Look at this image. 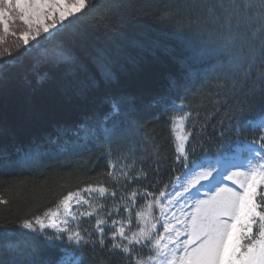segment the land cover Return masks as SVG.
Returning a JSON list of instances; mask_svg holds the SVG:
<instances>
[{
  "label": "trees",
  "instance_id": "trees-1",
  "mask_svg": "<svg viewBox=\"0 0 264 264\" xmlns=\"http://www.w3.org/2000/svg\"><path fill=\"white\" fill-rule=\"evenodd\" d=\"M207 7L206 0H96L63 32L41 40L39 48L25 53L23 47L15 49L16 38L12 45L7 40L2 50L9 48L15 63L4 64L0 72V198L8 201L0 205V227L17 228L20 220L42 215L68 192L88 184L104 183L109 191L128 193L147 187L155 195L168 189L182 168L175 164L169 118L183 112L165 111V103L183 101V111L192 114L187 128L194 125L195 130L188 150L195 147L197 157L230 149L237 137L234 126L264 113L259 92L245 97L252 81L243 91L223 86L227 61L224 53L211 50L220 33L211 24L203 25ZM169 11L173 15L168 26L158 23ZM57 45L68 49L77 65L34 69L41 52ZM99 50L114 61L116 75L110 82L93 63ZM197 52L201 54L194 56ZM185 59L190 68L181 64ZM44 72L46 78L39 79L38 73ZM117 97L127 98V103L107 122L109 128L115 123L109 144L99 120L109 111L110 99ZM222 124L232 130L220 138ZM259 135L251 128L240 132L249 141ZM125 154L128 159L117 162V170L121 163L134 162L133 175L140 169L147 173V179L126 188L123 179L117 183L107 176L109 162ZM83 252L84 264L94 259L97 264L100 259L120 264L119 255L109 257L98 247L85 246ZM47 254L53 260L61 255L58 249Z\"/></svg>",
  "mask_w": 264,
  "mask_h": 264
},
{
  "label": "snow or ice",
  "instance_id": "snow-or-ice-1",
  "mask_svg": "<svg viewBox=\"0 0 264 264\" xmlns=\"http://www.w3.org/2000/svg\"><path fill=\"white\" fill-rule=\"evenodd\" d=\"M206 2L207 15L203 25L211 24L220 33L211 41L215 46L212 51L224 53L227 61L223 86L243 91L252 81L253 87L245 97L259 92L260 103L264 104V0ZM95 3L96 0H0V45L11 36L18 41L15 44L17 51L23 47L27 53L39 48L41 40L52 39L63 32ZM172 15L170 11L164 12L157 22L168 26ZM17 21L23 25L19 32L12 29ZM174 27L184 31L182 25ZM199 54L193 53L194 56ZM13 63L15 59L9 48L0 51V72L4 64ZM93 63L104 81L115 79L114 61L105 51L99 50ZM42 64L51 68H71L77 65V58L65 47L57 45L41 52L34 69ZM181 64L190 68L187 59ZM46 76L47 72L38 73L41 80ZM172 84L174 86L175 81ZM126 103L125 97L110 99L109 111L100 117L104 138L109 144L115 123L109 128L107 122L118 116ZM163 107L165 111L183 112V115L169 118L176 141L175 164L182 166L173 185L182 191L170 196L161 190L155 195L147 187L142 190L137 187L122 195L120 202L106 211L105 204L94 202L108 198L115 200L116 192H109L104 183L88 184L84 189L68 192L42 215L20 220L17 228L7 224L0 227V264H84L85 246L94 250L98 247L109 257L119 255L120 264H264V113L255 119L244 120L242 126H234L237 137L230 149H222L215 156H209L205 151L197 157L195 147L191 153L188 150L195 130L194 125L187 128L192 114L183 111V101L180 104L175 101L165 103ZM80 127L88 125L81 124ZM221 128L220 138L232 130L224 128L223 124ZM248 128L253 132L258 130L259 137L251 141L241 139L240 132ZM108 154H112L111 148ZM127 159L125 154L117 157V161H110L107 172V176L117 183L123 179L125 188L129 183L147 179L143 169L136 170L133 175L134 162L121 163L117 170L116 163ZM226 181H231L233 186ZM202 188L205 189L203 196ZM177 197L181 200L186 197L189 202L181 204L179 216L172 211L178 203ZM139 200H144V204L136 210ZM7 204V200L0 198V205ZM189 204L191 210L185 211ZM156 209L158 215L153 214ZM121 212L125 215L121 216ZM113 216L120 218L112 219ZM91 218H95V223L90 228H82L84 220ZM161 226L162 232L159 231ZM48 230H52L51 235L47 234ZM28 235L43 239L28 240L25 238ZM48 249H58L61 255L53 260L47 254ZM91 264H97V261L94 259ZM99 264L112 262L100 259Z\"/></svg>",
  "mask_w": 264,
  "mask_h": 264
},
{
  "label": "rangeland",
  "instance_id": "rangeland-1",
  "mask_svg": "<svg viewBox=\"0 0 264 264\" xmlns=\"http://www.w3.org/2000/svg\"><path fill=\"white\" fill-rule=\"evenodd\" d=\"M12 29L13 30H15V31H17V32H19V31H21V30H23V25L20 23V22H15L13 25H12ZM14 38H16V37H9L8 38V41H9V44H13V43H15L14 42ZM22 42V41H21ZM2 46H4V44H2V45H0V51H3L2 50ZM212 49H214V47H211V50ZM245 155H246V153H245ZM228 173H225V175H227ZM179 176V175H178ZM176 178V177H175ZM174 178V179H175ZM173 179V180H174ZM226 183L231 187V186H233L232 185V183H231V181H226ZM84 189V188H83ZM78 191V190H77ZM165 191H167L169 194H170V196H175L176 195V192H179V191H182L178 186H176V187H174V185H173V181H172V184H171V186L168 188V189H166ZM213 191H215V189H213ZM109 192H111V191H109ZM116 192V197H115V200H113L112 198H108V199H106V200H100V201H94L95 203H103V204H105L106 205V209H105V211L108 209V208H112L113 207V205L114 204H116V203H119L120 202V197L122 196V195H127L128 194V192H126V191H124L123 189H118L117 191H115ZM205 192V189L204 188H202L201 189V196H203V193ZM82 194H84V193H82ZM177 201H178V203H175V205H174V208L172 209V211H174L175 213H176V215L177 216H179L180 215V207H181V204H188L189 202H188V200H187V198L185 197V199H183V200H181L180 199V197H177ZM163 202V201H162ZM142 205H137V208H136V210H139L140 209V207H141ZM85 208H86V206L84 207V208H81V211H83V210H85ZM191 210V205L189 204V207H187V208H185V211H190ZM154 215H158L159 214V210L158 209H156L155 211H154V213H153ZM172 213L170 212L169 213V215H171ZM121 216H123V215H125V213H123V212H121V214H120ZM133 216H134V213H133ZM120 218V216H113L112 217V219H119ZM95 223V218H91L90 220L89 219H85V221H84V223L81 225V227L82 228H85L84 227V225L86 226V224H87V226L90 228V226L92 225V224H94ZM109 223H110V221H109ZM133 230H135V224H133ZM50 231H52V230H50ZM159 231H163V227L161 226L160 228H159Z\"/></svg>",
  "mask_w": 264,
  "mask_h": 264
}]
</instances>
